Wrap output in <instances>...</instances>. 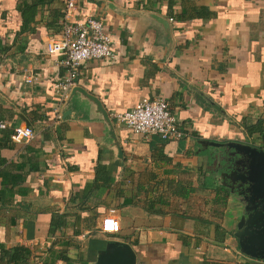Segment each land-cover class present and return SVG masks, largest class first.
<instances>
[{
  "label": "crops",
  "instance_id": "crops-1",
  "mask_svg": "<svg viewBox=\"0 0 264 264\" xmlns=\"http://www.w3.org/2000/svg\"><path fill=\"white\" fill-rule=\"evenodd\" d=\"M78 5L74 20L103 17L113 55L81 64L57 120L63 53L47 41L61 32L65 0H0V264H96L123 244L135 264L264 262L240 247L251 158L231 147L264 150V0ZM159 96L182 139H148L112 116ZM18 125L34 138L12 141ZM204 172L230 188L225 205L209 190L176 194ZM112 210L122 228L104 234Z\"/></svg>",
  "mask_w": 264,
  "mask_h": 264
},
{
  "label": "built area",
  "instance_id": "built-area-1",
  "mask_svg": "<svg viewBox=\"0 0 264 264\" xmlns=\"http://www.w3.org/2000/svg\"><path fill=\"white\" fill-rule=\"evenodd\" d=\"M78 0H65L61 19V32L47 41L50 54L63 53L59 61L63 68V78L55 83L57 105L55 115L57 120L63 118L62 107L69 101L77 86L81 64L86 60H98L113 55L111 37L104 28L101 15H91L83 20H74L78 11ZM36 77H26L27 82H33ZM119 124L131 128L136 134L148 139L158 136L164 140H179L186 133L179 119L173 114L165 97H143L132 109L113 113ZM7 122L1 121L0 128H6ZM36 131L32 125H18L13 128L11 139L14 142H29ZM122 228L115 210L105 215L100 224L104 234L118 233Z\"/></svg>",
  "mask_w": 264,
  "mask_h": 264
},
{
  "label": "water",
  "instance_id": "water-1",
  "mask_svg": "<svg viewBox=\"0 0 264 264\" xmlns=\"http://www.w3.org/2000/svg\"><path fill=\"white\" fill-rule=\"evenodd\" d=\"M231 147L251 158L248 179L252 181L250 183L252 196L249 198L248 214L241 219V223H246L247 229L239 233L240 247L246 256L264 259V150L241 143H231ZM259 261L260 264H264L263 261ZM135 263L136 254L133 248L128 244H123L113 251L101 252L96 264ZM245 264L252 263L249 261Z\"/></svg>",
  "mask_w": 264,
  "mask_h": 264
},
{
  "label": "trees",
  "instance_id": "trees-1",
  "mask_svg": "<svg viewBox=\"0 0 264 264\" xmlns=\"http://www.w3.org/2000/svg\"><path fill=\"white\" fill-rule=\"evenodd\" d=\"M259 125V124H258ZM248 132L253 133L255 130H259L260 127L256 128V127H247ZM202 178L199 181V186H193V182L192 180L190 181H185L184 183H181L180 185H176L175 189H176V194L178 196H182L187 198L188 196H190L197 188L199 189H203V190H209V191H213L215 193V199L214 202L215 203H222L223 205H225V202L227 201V199L229 198V196L231 195V190L229 187H226L225 185H223L219 180H217L214 176L211 175V173H202ZM204 176V177H203ZM170 186H173L172 183L170 184ZM164 200H162L163 202Z\"/></svg>",
  "mask_w": 264,
  "mask_h": 264
}]
</instances>
